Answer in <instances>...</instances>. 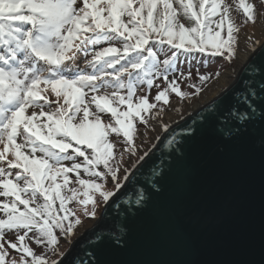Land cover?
<instances>
[{
  "label": "snow or ice",
  "instance_id": "6c2138e0",
  "mask_svg": "<svg viewBox=\"0 0 264 264\" xmlns=\"http://www.w3.org/2000/svg\"><path fill=\"white\" fill-rule=\"evenodd\" d=\"M78 3L0 0V197L5 198L0 201V264H49L28 241L63 257L56 248L59 235L67 238L82 223L77 210L68 205L78 203L83 215L95 219L96 194L105 203L116 194L106 189L109 177L119 191L120 168L113 163L115 144L109 136L122 134L125 150L135 155L133 121L139 118L146 124L142 113L156 107L147 97L133 103L137 85L151 87L154 78L162 77L167 87L155 96L157 102L168 104L169 92L186 99L189 93L181 91L175 75L179 72L186 80L192 76L190 68L187 76L180 69L182 57L199 64L200 54L231 63L237 55L241 25L226 0ZM237 8L243 10L245 23L257 22L254 3L239 0ZM180 16L192 21L191 26L180 22ZM257 47L249 44L253 53ZM81 55L91 71L77 67ZM202 63L207 67L208 61ZM256 70L264 75V66ZM196 71L200 85L189 84L196 94L221 76L219 69ZM122 90L127 94L121 95ZM122 105L127 109L121 110ZM105 112L111 113L114 123L102 121ZM78 157L83 160L77 162ZM65 161L72 163L65 166ZM70 173L75 174L74 181ZM127 179L125 169L123 180ZM9 232L15 233V242L6 239Z\"/></svg>",
  "mask_w": 264,
  "mask_h": 264
},
{
  "label": "water",
  "instance_id": "95a60500",
  "mask_svg": "<svg viewBox=\"0 0 264 264\" xmlns=\"http://www.w3.org/2000/svg\"><path fill=\"white\" fill-rule=\"evenodd\" d=\"M257 66H264V42L227 88L167 128L58 261L264 264V75Z\"/></svg>",
  "mask_w": 264,
  "mask_h": 264
},
{
  "label": "rangeland",
  "instance_id": "374dc122",
  "mask_svg": "<svg viewBox=\"0 0 264 264\" xmlns=\"http://www.w3.org/2000/svg\"><path fill=\"white\" fill-rule=\"evenodd\" d=\"M256 7L258 17L257 22L252 24L250 22L245 23L246 17L242 15H237V12L234 13L233 19L239 25H241L240 32L237 34L238 38V50L237 55L231 63H228L223 59V57H217L216 62L213 63L211 66L202 67L200 73L203 74L213 73L216 70L221 71V76L218 79H213L208 82L207 85L202 86V91L199 94L195 93L194 87H189V84L193 85H200L197 76V69L190 68L192 72V76L190 80H186L182 77L178 78V84L180 86L181 91L188 92L189 96L186 99H181L180 97L176 96L175 93L169 92V102L168 104H164L163 101L157 102L154 98L160 92L163 91L166 87L163 80L155 79L154 83L148 89L145 88L140 90L135 94L133 97V103H139L140 97H147L148 102L150 104H156L155 108L150 109L147 113H142V115L147 120V123H141L139 118H136L133 123L135 125V135H134V145L136 148V154L131 155L128 151L125 150L126 142L122 134L120 136H116L115 134H110L109 140L110 142L115 144L114 153L116 156L115 161L113 162L114 165L118 164L120 171L118 176L120 177L119 183L125 181L123 180V176L125 175V169H127V173L129 174L130 171L141 161L138 159L140 156H145V153H148L153 147L156 145L158 139L161 135L165 132V126L167 128L173 126L174 124L178 123L194 110L200 108L205 103L212 100L218 93L223 91L227 88L234 80L237 72L240 70L242 65L249 59V57L253 54L252 51L249 50V44H257L258 47L264 42V15H260V13H264V2L262 0H251ZM77 6H82V0H79ZM239 16V17H238ZM126 19V18H125ZM248 37H251V41L248 40ZM110 71V70H109ZM187 76V72L184 73ZM110 91V89H109ZM126 90L121 91V95H126ZM50 99L55 100V96L50 95ZM62 102V101H61ZM55 107V105H53ZM91 108L95 110V106L92 105ZM127 105H122L121 110H126ZM32 109H29V114L31 113ZM102 121L107 124L109 122L114 123V118L111 116L110 112L101 113ZM20 142V141H19ZM2 148V145H0ZM121 153H123L121 157ZM11 158V157H9ZM2 164V162H0ZM102 167V166H101ZM13 172L18 170H11ZM69 177L72 181L75 180V174L70 173ZM82 177L85 179L86 176ZM99 182V181H98ZM75 186L79 188V185L71 184L70 187ZM106 189L116 192L115 189V182L111 181V178H108ZM82 191V189H81ZM83 199V196L80 197ZM97 199V208L96 213L97 217L95 219L91 218L90 216L83 215L81 209L82 206L76 202L69 204L71 208H75L77 210V215L80 216L82 223L74 229L73 234L69 235L65 238L63 235L59 236V243L56 246L59 253H65L67 249L70 247V244L86 229H88L95 220L99 217L102 208L105 205V202L96 194ZM58 205V203H57ZM91 205H89V209ZM37 253H42L41 255L46 256L49 260V264H51L52 260H57L61 257L60 255L54 254L52 251H47L35 247L34 249ZM12 256L18 258L17 254L11 253Z\"/></svg>",
  "mask_w": 264,
  "mask_h": 264
},
{
  "label": "trees",
  "instance_id": "16d2710c",
  "mask_svg": "<svg viewBox=\"0 0 264 264\" xmlns=\"http://www.w3.org/2000/svg\"><path fill=\"white\" fill-rule=\"evenodd\" d=\"M226 2L229 3L230 5H232V16L234 15V13L237 12V15H242V19H244V18H243V17H244V15H243V10L237 8V5H238L239 0H226ZM248 2L253 3L251 0H248ZM254 5H255V4H254ZM238 17H239V16H238ZM179 19H180V22L184 23L186 27L191 26V24H192V21L187 20V19L184 18L183 16H180ZM103 46H104V47H107L108 45L105 44V45H103ZM114 46L119 47V44L116 43V44H114ZM164 47L167 48L168 46L165 45ZM196 57H197V59H198L199 61H201V63L198 64L196 59L187 60V59H184V58L182 57L183 63H181V64L179 65L180 69H181L182 71H184V73H186V72L189 70V68H191V67H192V68H195V69H197V67H198L199 69H202V67H205L204 64L202 63L203 61H208V65H207V66H211V65H213V63L216 62V60H217V57H214V58H213V57H208V56H204V55H200V54H196ZM163 58H164V57H161V59H163ZM88 59H91V57L89 56ZM122 63H123V61H122ZM76 65H77V67H78L79 69H85L86 71H91V68L86 67L85 58H84L82 55H81L80 58L76 61ZM117 67H119V65H117ZM109 70L111 71V69H109ZM109 70H108V71H109ZM175 75H176L178 78L180 77V73H179V72H177ZM172 76H173V74H169V79H170V80L172 79ZM109 79H110V78H109ZM155 79H156V78H154V80H155ZM159 79H160V80H163L162 77L159 78ZM163 82H164V84H165V87H167V82L164 81V80H163ZM177 83H178V79H177ZM145 88L148 89L149 86H148L147 84H139V85H137L136 93L139 92V91L142 90V89L145 90ZM102 91H103V90H102ZM110 91H111V89H110ZM92 110H93V109H92ZM18 142H19V141H18ZM82 160H83V157H78V158H77V162H81ZM71 163H72V161H65V162H64L65 166H70ZM81 175H83V173H81ZM83 176H84V175H83ZM84 178H85V177H84ZM86 178H88V177L86 176ZM4 199H5L4 197H0V201H3ZM38 202H42V199L38 200ZM57 207H58V205H57ZM68 207H70V206H68ZM70 208H71V207H70ZM72 208H73V207H72ZM2 216H3V214L0 213V217H2ZM56 232L59 233V230L57 229ZM29 235H31V233H30ZM59 236H60V235H59ZM6 239L15 242V241H16V235H15V233H13V232H9V233L6 235ZM28 244H29V246L33 249V251H34V253H35L36 255H41L42 253H37V252L34 250L35 247L42 248V249L46 250L47 253H48V251H49V249H48L47 247H45V246L42 245V244H41V245H38V244H36L34 241H28ZM9 250L11 251V253H13V254H17V253H15L14 250H11V249H9ZM17 255H18V254H17Z\"/></svg>",
  "mask_w": 264,
  "mask_h": 264
}]
</instances>
